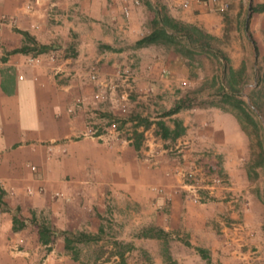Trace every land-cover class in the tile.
Segmentation results:
<instances>
[{"label":"crops","instance_id":"0c3cea01","mask_svg":"<svg viewBox=\"0 0 264 264\" xmlns=\"http://www.w3.org/2000/svg\"><path fill=\"white\" fill-rule=\"evenodd\" d=\"M23 1L0 0V264H100L98 259H83L80 246L66 250L60 232H84L99 243L107 237L106 218L114 222H108L109 238L128 246L124 252L113 248L118 242L103 247L110 260L101 264H166L163 253L180 264L184 261L172 246L182 251L183 243L218 264L240 259L244 261L238 264H255L235 247L239 236L216 226L222 215L236 216L231 200L194 203L173 171L206 150L223 152L226 173L235 174L234 168L242 164L233 155H242L246 142L231 116L210 115V109L192 116L179 109L168 117L187 135L173 140L157 135L143 140L155 122L150 128H131L140 135L138 141L131 131L106 141L83 135L86 124L103 125L104 115L114 111L116 92L126 89L141 99L166 96L180 81L176 56L161 52L159 45L135 46L149 31L150 16L142 0L129 5L127 16L121 12L126 0H38L29 10ZM223 1V12L207 0H186V7L175 0L157 3L166 2L171 17L214 37L232 22L241 28V43L250 47L252 57L249 37L263 54L264 0ZM21 32L47 49L14 51L31 46ZM49 53L54 59H47ZM34 57L37 63L31 61ZM93 70L108 86L99 100L93 99L97 83L87 78ZM173 120L164 122L168 131ZM167 143L179 148V161L167 154ZM40 226L48 230L46 242L39 239ZM142 230L160 235L142 236ZM162 237L175 243L163 246Z\"/></svg>","mask_w":264,"mask_h":264},{"label":"rangeland","instance_id":"374dc122","mask_svg":"<svg viewBox=\"0 0 264 264\" xmlns=\"http://www.w3.org/2000/svg\"><path fill=\"white\" fill-rule=\"evenodd\" d=\"M142 2L145 5V11L150 16V20H146V26L148 25L150 30V22L154 17L155 9L163 8L167 12L169 6L166 2L162 5L157 3V0L153 4H149L147 0H142ZM239 29L241 30V28ZM240 30L236 28L234 23L226 22L222 33L218 37L210 34L214 37V40L210 41L208 49L186 45L183 40H179L173 45H159L161 52H169L178 58L176 64L178 68H176L175 75L180 78V81L173 86V93L166 96L157 94V97L154 98H137L136 95H132L133 93L122 89L127 93V116L125 118L134 120L135 123L120 126V131L129 133L131 128L136 127L140 121L143 123L139 125L148 128L150 122H157L153 118L163 119L164 122L171 124L173 119L168 117L169 115L163 116L162 114L168 110L166 109L167 106L171 108L174 105H180L182 114H191L192 116L204 109H210V115L215 112L218 115L231 116L246 142L243 154L233 155V158L242 164V167L239 164V168H234L235 174L228 175L226 173L222 164L224 163L223 152L216 155L206 150L199 151L197 153L198 157H195L193 161H189L187 167L177 165L173 171L179 174L181 183L185 186L184 192L194 203L212 201L224 203L231 200L234 205L233 210L237 212L236 216L229 218L222 215V223H218L216 226L218 229L224 226L227 235L234 233L237 237L239 236L240 238L236 239L237 244H233L237 250L247 253V259L253 258L255 264H263L264 53L257 52L255 58L252 57L250 47L245 48L241 43ZM239 58H242V61L237 63ZM232 65H236V67H232ZM162 74L167 75V71ZM118 93L116 92V94ZM104 100L107 101V99ZM236 101H238V106L235 105ZM131 103L132 106H130ZM149 105L153 107L149 109ZM143 112H145V115H138ZM109 117L110 114H105L102 122L108 120ZM148 117L152 120H148ZM194 119L197 118L194 117ZM218 122L222 123L224 121L218 120ZM146 123L147 126L145 127L144 124ZM172 123L174 126L169 131V139L173 140L177 136L187 135L185 128L180 123H176L174 120ZM135 132L134 128L130 132L133 139ZM148 133L151 135L142 136L143 140L156 135L160 137L156 124ZM173 134L175 135L173 136ZM140 139L139 136L137 141ZM166 145L167 154H170L172 159L179 161L176 158V151L179 148H175L170 143ZM241 157L242 159H240ZM228 187L234 189H227ZM217 190L220 193L215 195ZM111 219H105L104 225L107 229V237L101 239V242L98 243L93 240L72 244L75 248L80 246L83 249L80 254L83 259H98L100 264L110 260V254H104L106 248L103 247L109 244L112 245L114 242H118L113 244L116 252L127 250V243L109 238L112 227L108 222L114 223ZM144 232L157 237L160 235L145 230H142L141 233ZM218 233L222 234L223 231L218 230ZM162 239L164 240L163 246L166 244L170 246L168 243L171 245L175 243L174 238L171 237H162ZM183 245L182 251L172 246V250L180 254L179 258L182 262L184 261L180 264H218V261H210L206 252L205 257H202L200 253H193L185 243ZM162 256L166 264H178L170 255L163 253ZM141 258L145 260L143 255ZM241 260L244 261V259L235 260L234 264L240 263ZM119 262L117 264H120Z\"/></svg>","mask_w":264,"mask_h":264},{"label":"trees","instance_id":"16d2710c","mask_svg":"<svg viewBox=\"0 0 264 264\" xmlns=\"http://www.w3.org/2000/svg\"><path fill=\"white\" fill-rule=\"evenodd\" d=\"M253 8H251L252 10ZM24 39L31 43V46H20L19 48L15 49L14 51H20V52H27L30 50H34L35 52H44L47 47L43 45H36L32 38L26 33L21 32ZM179 40H183L186 45L198 47L200 49H208L210 47V41L214 40V37L211 36L209 33L205 32L201 28H199L196 25L189 24L186 22H183L181 20L175 19L171 17L163 8L161 9H155L154 17L152 18L150 22V30L148 33L143 35L141 38H139L135 42L136 47L146 46L150 44L154 45H173L176 44ZM250 42L253 45L255 56L257 55V50L254 44V41L251 37H249ZM235 105L238 106V101L235 102ZM180 109V105H174L173 107L169 108L165 112H163V116L165 115H171L176 113ZM238 109L241 110V108L238 107ZM143 122H139V124H142ZM156 126L159 129V135L162 138L169 136V131L166 126H164L163 122L161 120H158L155 122ZM144 126H147V123L144 124ZM175 134H173L174 136ZM138 133H134V140L137 141L139 138ZM137 138V139H136ZM14 224L16 222L15 217L13 218ZM63 235L64 238V245L66 250H74V246L72 244L81 242V241H93L97 240V237L94 235H90L84 232H68V231H62L60 232ZM38 235L39 239L42 242H46L48 240V230L44 226H40L38 229ZM142 236H151L149 233H142ZM198 253L202 255V257H205L203 252H199V249H196ZM72 255L75 256V252H72Z\"/></svg>","mask_w":264,"mask_h":264},{"label":"built area","instance_id":"2783aa9c","mask_svg":"<svg viewBox=\"0 0 264 264\" xmlns=\"http://www.w3.org/2000/svg\"><path fill=\"white\" fill-rule=\"evenodd\" d=\"M177 1V4L180 7H186L187 2L186 0H175ZM210 4L214 5L216 10L219 12H223L227 8V3L223 0H207ZM38 0H24L23 1V6L26 9H31L33 4H37ZM126 5L122 7V14L124 16L128 15L129 12V5H137L139 3V0H126ZM47 59L52 60L54 59V54L49 53L46 55ZM32 62H38V58L34 57V59L31 60ZM88 80L91 82H96L98 89L93 93V99L94 100H99L103 97L104 89L107 88L108 86L104 83H101L97 79V74L93 70L91 71L88 76ZM124 82L127 83V77L123 78ZM126 101H127V93L123 90H121L116 98H115V109L114 111L110 114V117L108 120L103 122V125H98L97 123H88L86 124L85 130L83 132V135H88V136H93L102 139L103 137L106 138V140L116 136V134H119L120 132V126H124L127 123H135L134 120H129L126 121L125 117L127 116V111H126ZM104 141V140H102ZM31 170H34V166H30Z\"/></svg>","mask_w":264,"mask_h":264}]
</instances>
